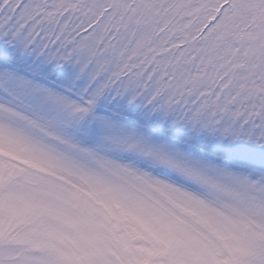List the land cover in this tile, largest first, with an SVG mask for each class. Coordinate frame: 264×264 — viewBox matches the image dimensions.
I'll return each mask as SVG.
<instances>
[{
	"label": "snow or ice",
	"instance_id": "6c2138e0",
	"mask_svg": "<svg viewBox=\"0 0 264 264\" xmlns=\"http://www.w3.org/2000/svg\"><path fill=\"white\" fill-rule=\"evenodd\" d=\"M0 264H264V0H0Z\"/></svg>",
	"mask_w": 264,
	"mask_h": 264
},
{
	"label": "rangeland",
	"instance_id": "374dc122",
	"mask_svg": "<svg viewBox=\"0 0 264 264\" xmlns=\"http://www.w3.org/2000/svg\"><path fill=\"white\" fill-rule=\"evenodd\" d=\"M36 229L34 213L28 210L11 212L7 225L0 223V242L22 247L39 246L42 237Z\"/></svg>",
	"mask_w": 264,
	"mask_h": 264
}]
</instances>
